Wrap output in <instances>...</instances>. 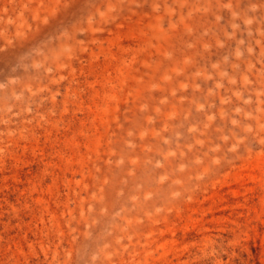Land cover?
<instances>
[{
    "label": "rangeland",
    "instance_id": "rangeland-1",
    "mask_svg": "<svg viewBox=\"0 0 264 264\" xmlns=\"http://www.w3.org/2000/svg\"><path fill=\"white\" fill-rule=\"evenodd\" d=\"M153 2L0 0V83L45 90L0 112V264H264V64L241 100L211 101L253 131L186 152L174 134L200 94L172 96L192 69Z\"/></svg>",
    "mask_w": 264,
    "mask_h": 264
},
{
    "label": "clouds",
    "instance_id": "clouds-1",
    "mask_svg": "<svg viewBox=\"0 0 264 264\" xmlns=\"http://www.w3.org/2000/svg\"><path fill=\"white\" fill-rule=\"evenodd\" d=\"M152 10L166 16L170 26L183 25L181 47L186 57L183 63L192 69L189 74L191 83L180 85L179 89L173 90L172 96L189 87L194 94H200L182 116V124L175 132V138L190 137L183 143L186 152L203 148L209 141L219 142L211 149L213 152L220 150V144L227 145L229 141H235L238 146L246 134L253 131L247 121L255 117L251 112H245L244 108L233 106L229 111L219 113L217 123V114L213 112L215 105L211 101L221 89L229 93L225 104L230 103L233 96L239 101L252 85L248 77L255 68L253 61L264 64V15L258 13L255 4L241 9L232 0H154ZM224 10L230 13L227 19L221 14ZM165 58L171 60L173 53H165ZM31 67L39 68L41 65L36 63ZM175 75L183 73L177 72ZM172 78L165 76L164 80L170 81ZM197 81L203 82L206 87L202 89ZM210 81L214 83L208 87ZM28 85V81L20 78H11L7 84L0 83V101L4 103L0 112H11L12 105L19 107L21 112L29 111L34 98L45 90L36 88L33 91ZM240 85H243L242 89ZM151 87L156 89L157 85ZM243 103L248 105L251 100H244ZM139 110L141 113L147 112L148 105H142ZM2 122L6 121L0 119ZM261 127L264 128V125ZM164 143L169 144L170 141L165 140ZM228 151L234 152L235 147ZM176 154L169 153L170 156Z\"/></svg>",
    "mask_w": 264,
    "mask_h": 264
}]
</instances>
